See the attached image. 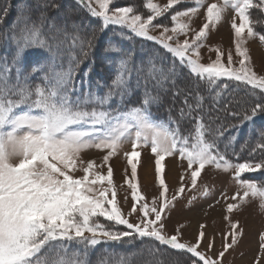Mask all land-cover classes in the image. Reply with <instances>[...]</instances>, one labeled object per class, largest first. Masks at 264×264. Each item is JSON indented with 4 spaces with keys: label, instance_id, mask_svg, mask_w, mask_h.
I'll return each mask as SVG.
<instances>
[{
    "label": "rangeland",
    "instance_id": "374dc122",
    "mask_svg": "<svg viewBox=\"0 0 264 264\" xmlns=\"http://www.w3.org/2000/svg\"><path fill=\"white\" fill-rule=\"evenodd\" d=\"M75 1L171 53L212 94L230 81L264 91V0ZM29 35L58 55L57 41ZM55 59L50 87L37 63L0 67V264H76L73 243L132 236L196 264H264V190L251 179L261 164L214 153L202 123L175 139L142 107L118 105L131 94L114 65L86 82ZM72 77L82 82L65 93ZM51 237L59 240L48 246Z\"/></svg>",
    "mask_w": 264,
    "mask_h": 264
},
{
    "label": "trees",
    "instance_id": "16d2710c",
    "mask_svg": "<svg viewBox=\"0 0 264 264\" xmlns=\"http://www.w3.org/2000/svg\"><path fill=\"white\" fill-rule=\"evenodd\" d=\"M129 1L133 3V0ZM134 1L140 3L143 0ZM84 10V6L75 0H0V67L3 71H11L18 64L25 65L26 60L37 63L44 69L45 84L50 87L54 74L48 67L54 64L55 57L69 59L70 73L77 71L86 82L94 80L91 77L96 68H102L104 73V68L106 72L110 64L114 65L119 71L116 83L125 80L123 85L126 84L128 95L131 94L119 99L118 105L128 101L142 107L149 117L168 123L175 139L180 137L179 127L184 133L202 123L206 142L214 153L226 154L232 161L245 159L262 165L251 179L264 190V91L230 81L219 94H212L210 85L187 74L185 67L156 43L134 38L103 19L91 18ZM29 34L47 45L57 41L58 55L53 56L50 50L44 49L45 46L37 45L38 42L34 44ZM73 78L65 83V93L75 91L76 84L82 82H75ZM180 81L184 82L181 84ZM95 86H98L97 80ZM257 126L261 131L256 142ZM238 141H241L239 148ZM118 231L124 232L123 229ZM55 240L59 239L51 237L46 243L51 246L56 244ZM62 242L66 244V239ZM73 244L72 259L75 258L76 264L80 261H83L80 264H98L104 259L113 264L197 262L188 252L137 236L124 242L121 240L117 245L116 241L85 247ZM48 251H45V257L50 254ZM148 255L155 261L146 263L145 256Z\"/></svg>",
    "mask_w": 264,
    "mask_h": 264
},
{
    "label": "bare ground",
    "instance_id": "6f19581e",
    "mask_svg": "<svg viewBox=\"0 0 264 264\" xmlns=\"http://www.w3.org/2000/svg\"><path fill=\"white\" fill-rule=\"evenodd\" d=\"M150 172H151V169H149V170L146 169V171L144 172V174H145L144 176L146 177V179L149 178Z\"/></svg>",
    "mask_w": 264,
    "mask_h": 264
}]
</instances>
